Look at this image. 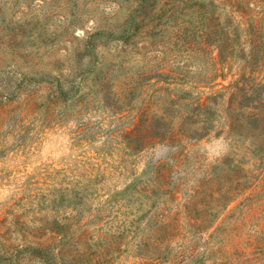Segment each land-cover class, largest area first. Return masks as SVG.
<instances>
[{
    "label": "rangeland",
    "instance_id": "1",
    "mask_svg": "<svg viewBox=\"0 0 264 264\" xmlns=\"http://www.w3.org/2000/svg\"><path fill=\"white\" fill-rule=\"evenodd\" d=\"M200 1L224 51L183 52L161 27L90 53L130 2L0 0L20 30L0 80L24 82L0 104V264H264V0ZM57 81L70 91L52 102ZM209 97L201 135L166 139Z\"/></svg>",
    "mask_w": 264,
    "mask_h": 264
},
{
    "label": "trees",
    "instance_id": "2",
    "mask_svg": "<svg viewBox=\"0 0 264 264\" xmlns=\"http://www.w3.org/2000/svg\"><path fill=\"white\" fill-rule=\"evenodd\" d=\"M130 2L127 17L123 24H119L120 32L118 30L106 31L105 29L95 28V31L86 36L84 41V49L86 52L92 53L94 47L100 37L105 43L116 40L128 49L130 39L138 35L144 41L148 37L157 35V31L162 28H168L167 44L174 47L182 46V51L192 52L196 46L195 52L197 54L204 53L208 46L214 45L219 47V52L224 51L226 38L224 33L217 31V23L213 15V4L207 1L200 5V0H126ZM16 4V2H15ZM78 21V20H77ZM76 23L78 22H74ZM10 25L14 27H9ZM223 29V28H222ZM5 32V34H3ZM156 32V33H155ZM20 37L19 26L12 20L6 21L3 11L0 12V55L4 48L14 47L18 44ZM148 43V41H146ZM191 47V49H190ZM194 51V50H193ZM15 54L18 55L15 51ZM210 60H215L214 57H209ZM2 58L0 57V62ZM14 66V65H13ZM85 70H79L80 77L84 76ZM13 76L14 71L8 72ZM19 77V76H18ZM24 77V76H23ZM18 78L10 83L9 80H0V104L1 106H8L14 100L16 92L22 89L24 84L23 79L17 81ZM54 82V81H53ZM51 101L58 102L64 100L69 94L68 89L64 88L60 83L51 82ZM227 88H225L226 90ZM213 97V96H211ZM211 97L206 100L198 101L194 109L191 111L181 112L180 119H182L181 131L169 132L166 138L169 141H178L180 138L195 133L194 135H201L206 129L205 123L209 121L208 113L211 102ZM264 103V101H262ZM226 116L224 118L226 128L229 134L236 133L237 128L242 125L241 114H243L241 104L228 101L225 109ZM188 118H199L201 127L191 130L188 125ZM151 135L147 143L155 142L157 139H162L163 135L150 131ZM157 135V136H154ZM158 137V138H155ZM134 145V140H131ZM134 150V146L130 147Z\"/></svg>",
    "mask_w": 264,
    "mask_h": 264
}]
</instances>
